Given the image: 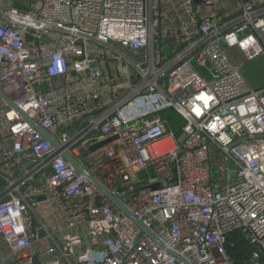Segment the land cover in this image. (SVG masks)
<instances>
[{
    "label": "built area",
    "instance_id": "built-area-1",
    "mask_svg": "<svg viewBox=\"0 0 264 264\" xmlns=\"http://www.w3.org/2000/svg\"><path fill=\"white\" fill-rule=\"evenodd\" d=\"M25 5L0 0V85L59 146L0 96V264H186L64 151L189 264H264V86L229 52L264 55V0Z\"/></svg>",
    "mask_w": 264,
    "mask_h": 264
},
{
    "label": "water",
    "instance_id": "water-1",
    "mask_svg": "<svg viewBox=\"0 0 264 264\" xmlns=\"http://www.w3.org/2000/svg\"><path fill=\"white\" fill-rule=\"evenodd\" d=\"M0 96L12 107L16 108L20 111L23 117L34 125L39 133L47 140H49L53 145L59 146V140L56 134L49 132L45 128H43L35 119L31 118L28 114H26L21 108H19L13 102V99L7 95L2 86L0 85ZM115 137L108 138L104 141L98 142L94 145H91L88 149V152H92L93 150L103 146L105 143L113 140ZM64 158L74 167L77 173L87 179L91 184H93L97 189H99L117 208L122 210L129 218H131L143 231L147 232L156 243H158L161 247L165 248L169 253L177 257L179 260L189 264L188 261L180 256L178 253L167 249L162 241L155 235V233L145 226L139 219H137L130 209L117 197L115 196L107 187H105L101 182L97 180V178L88 170V168L83 164V160L74 156L70 151L63 152ZM156 187V186H155ZM154 187V188H155Z\"/></svg>",
    "mask_w": 264,
    "mask_h": 264
},
{
    "label": "rangeland",
    "instance_id": "rangeland-1",
    "mask_svg": "<svg viewBox=\"0 0 264 264\" xmlns=\"http://www.w3.org/2000/svg\"><path fill=\"white\" fill-rule=\"evenodd\" d=\"M29 0H5L6 3L12 6L21 7L27 9V4ZM230 54L235 58V60L241 64V69L245 81L240 87L242 92H246L249 88H259L264 86V55H261L251 61H245L241 52L236 48H229ZM178 117V116H177ZM175 118L176 124L179 120ZM214 174L216 176H221L228 178V174L234 175L235 172L232 169L233 166L229 163L226 156L218 153L214 159ZM229 168V169H228Z\"/></svg>",
    "mask_w": 264,
    "mask_h": 264
},
{
    "label": "trees",
    "instance_id": "trees-1",
    "mask_svg": "<svg viewBox=\"0 0 264 264\" xmlns=\"http://www.w3.org/2000/svg\"><path fill=\"white\" fill-rule=\"evenodd\" d=\"M228 250H229V252L232 254L233 257H235L236 259H239V258H238L239 256L237 255V251L239 252V250H236V251H235V250H233V249H231V248H229Z\"/></svg>",
    "mask_w": 264,
    "mask_h": 264
}]
</instances>
